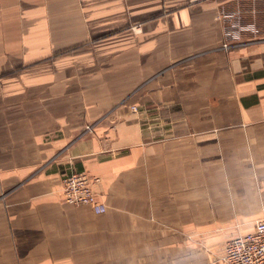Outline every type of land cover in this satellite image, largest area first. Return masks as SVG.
<instances>
[{
  "label": "crops",
  "instance_id": "1",
  "mask_svg": "<svg viewBox=\"0 0 264 264\" xmlns=\"http://www.w3.org/2000/svg\"><path fill=\"white\" fill-rule=\"evenodd\" d=\"M262 217L264 0H0V264H224Z\"/></svg>",
  "mask_w": 264,
  "mask_h": 264
},
{
  "label": "built area",
  "instance_id": "2",
  "mask_svg": "<svg viewBox=\"0 0 264 264\" xmlns=\"http://www.w3.org/2000/svg\"><path fill=\"white\" fill-rule=\"evenodd\" d=\"M200 2L208 0H198ZM223 18L233 20L224 34L227 40L238 41L241 32L253 31L254 27L245 26L235 19L234 14L223 13ZM224 44L223 48H228ZM64 201L73 206H89L96 214H104L106 206L99 202L93 191L92 180L85 172L71 173L62 180ZM255 231L230 239L222 256L224 264H264V217L254 224Z\"/></svg>",
  "mask_w": 264,
  "mask_h": 264
},
{
  "label": "rangeland",
  "instance_id": "3",
  "mask_svg": "<svg viewBox=\"0 0 264 264\" xmlns=\"http://www.w3.org/2000/svg\"><path fill=\"white\" fill-rule=\"evenodd\" d=\"M196 1H198V0H196ZM200 2V1H199ZM205 2V1H204ZM140 27H141V24L140 23H133V24H129L128 25V29L132 32V33H138L139 31H140ZM118 33V31H114V32H111V33H109V34H105L104 36H101V37H98V40L99 41H102V40H104V38H108V37H111V36H113L114 34H117ZM226 36V35H225ZM224 44H231V42H228L227 43V41H226V43H224ZM223 47H224V45H223ZM224 49V48H223ZM67 51H65V53H66ZM68 52H70V50H68ZM67 52V53H68ZM18 70L19 71H21L22 69H19L18 68ZM72 173H76V172H72ZM86 173V172H85ZM87 174V173H86ZM88 175V174H87ZM89 176V175H88ZM90 177V176H89ZM91 178V180H92V187H93V184H95L96 182H97V178L96 177H90ZM93 191H94V188H93ZM94 193H95V191H94ZM96 194V193H95Z\"/></svg>",
  "mask_w": 264,
  "mask_h": 264
}]
</instances>
